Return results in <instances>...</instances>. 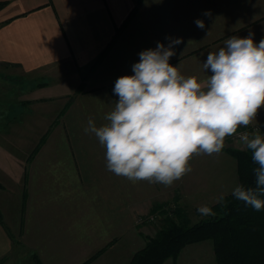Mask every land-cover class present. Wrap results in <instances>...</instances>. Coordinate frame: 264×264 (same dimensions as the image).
Returning <instances> with one entry per match:
<instances>
[{
	"label": "crops",
	"instance_id": "obj_1",
	"mask_svg": "<svg viewBox=\"0 0 264 264\" xmlns=\"http://www.w3.org/2000/svg\"><path fill=\"white\" fill-rule=\"evenodd\" d=\"M249 32L256 43L264 39V0H0V76L12 83L7 93L18 97L8 95L9 109L20 118L0 145V264L28 263L30 254L44 262L51 256L54 264H82L102 248L95 263L130 264L146 244L136 234V214L178 195L190 219L191 212L201 219V205H215L221 193L229 196L240 183L237 161L225 150L230 137L220 154L193 156L192 171L165 187L108 171L105 149L84 129L89 118L97 126L107 123L118 99L114 84L133 74L141 51L157 42L167 46L166 37L182 38L170 64L204 80L211 74L202 68L208 52ZM104 52L77 94L78 69L85 73ZM67 106L75 117L69 141H48L28 160L29 132L34 137L43 131L31 119L54 118ZM249 126L264 133V107ZM235 148L245 149L242 143ZM143 225L153 237L155 231ZM164 264H218L214 243L188 245Z\"/></svg>",
	"mask_w": 264,
	"mask_h": 264
},
{
	"label": "clouds",
	"instance_id": "obj_2",
	"mask_svg": "<svg viewBox=\"0 0 264 264\" xmlns=\"http://www.w3.org/2000/svg\"><path fill=\"white\" fill-rule=\"evenodd\" d=\"M205 15L210 16V12ZM195 24L204 29L203 20ZM254 33L229 36L218 51L208 52L202 68L206 79L185 76L170 64L182 38L166 37L167 46L141 51L132 75L119 77L113 109L97 126L87 121L86 134L105 149L106 168L131 182L170 187L192 171L195 155L220 154L228 137H236L251 153L253 184H236L230 195L259 212L264 209V135L247 128L264 107V39ZM224 193L214 203L227 206ZM201 216L216 215L201 205Z\"/></svg>",
	"mask_w": 264,
	"mask_h": 264
},
{
	"label": "trees",
	"instance_id": "obj_3",
	"mask_svg": "<svg viewBox=\"0 0 264 264\" xmlns=\"http://www.w3.org/2000/svg\"><path fill=\"white\" fill-rule=\"evenodd\" d=\"M105 56L98 59L81 74L82 82L77 93L83 92L87 78ZM47 82L38 86H46ZM226 152L237 161L239 181L252 185L251 153L246 149L227 148ZM25 197V194H24ZM227 206H212L216 215L209 216L195 224H190L184 208L174 204L179 201L176 195L173 202L155 205L150 214L163 215L162 226L155 237L147 238L141 250L134 253L130 264H164L167 260H176L180 252L188 245L211 240L218 264H264V209L257 212L231 195L225 196ZM1 220V214H0ZM105 249L82 264H89L97 259Z\"/></svg>",
	"mask_w": 264,
	"mask_h": 264
},
{
	"label": "rangeland",
	"instance_id": "obj_4",
	"mask_svg": "<svg viewBox=\"0 0 264 264\" xmlns=\"http://www.w3.org/2000/svg\"><path fill=\"white\" fill-rule=\"evenodd\" d=\"M0 71L2 72V74L4 73L3 69H0ZM7 81H8V79H6L4 76H0V145L3 141H8V139H4V138L6 137L5 131L10 129V124L13 122L18 123V121L20 120V118L12 117V115L16 114L15 109L11 108L12 111L9 109V107L12 104H9V100L7 99L8 95L10 94V96H15V97H18V96H16V94L14 92H12V93L8 92L7 93V88L10 87L12 84V83H10V86H9L8 83L10 81L8 83H7ZM14 88H16V87H14ZM84 88H85V86H83V88L81 90L83 91ZM20 89H21L20 87H17L16 90H20ZM17 93H20V92H17ZM79 93H77V94H79ZM12 103H15V101H13ZM20 103H21V105L23 104V106L25 105V102H20ZM66 105H68V103ZM68 108H69L68 106L64 107L62 109V111L60 112V114L54 118H33V119H31L33 121V124L34 125L38 124L37 127H40L41 129H43V131H41V133H40L41 135H38V134H37V136L35 135L36 138H35V136L33 137L32 132H29V137L27 138V140H29V147H30L29 153L27 155L28 160L35 158L38 155V153L41 151L44 144H46V142H48V141H57V142L69 141L71 121L75 120V117L69 116L67 114ZM7 112L11 113V115L8 116ZM14 126H15V124H14ZM17 127L18 126L16 125L15 128H17ZM259 128H260V126H259ZM263 128H264V126H263ZM36 129L34 131H36ZM260 133H261V135H264L263 132L260 131ZM15 137L17 138L16 139L17 141H21V142H23V144H26V141L23 139L24 136L21 137L20 134H17ZM231 140H232L231 138H229V140H227L232 144L228 148H235V146L239 145V143H234ZM175 197L176 196H174L173 198H171L167 202H163V203L159 202L157 204H166L169 202H173L175 200ZM25 201H26V196L24 197V201H23L24 205H25ZM157 204H155V205H157ZM174 204L179 205L180 207H182V209L184 208V210L186 211V214L189 218L190 224H195V223L209 217V216H202L201 219H198L200 216H198V215L195 216V214L193 212H191L192 217L190 219V212H188L189 210H188V208H186L185 205H181L182 203H180L179 201L175 202ZM151 210H150V212H151ZM150 212H148L147 214H144V215L143 214H136V234L139 235L140 237H142L143 239H145L146 243H147V238H153L156 236V233H158V231L160 230V228L162 226V223H163L162 219L164 217L163 215H160L158 213L157 214H150ZM149 216H154L153 221H150V222L148 221ZM144 223H148L149 225H147L146 227L147 228L150 227L155 231V234H154L155 236L153 235V237H151V236L145 235V230L143 227ZM140 225H141V227H140ZM148 235H151V234H148ZM103 249L106 250V248H102L101 250H103ZM101 250H99V251H101ZM98 252H96L94 255H96ZM47 253H49V252L46 251V254ZM94 255L90 256L88 259H91ZM30 256H31V260L28 263H24V264H54L52 259H50L51 256H48L47 257L48 261L45 260V262L41 261L37 255H34L36 257H32V254H30ZM88 259H86L85 261H87ZM169 260H172V259H169ZM95 261H96V259L91 261L89 264H100L99 262L95 263ZM101 264H103V263H101Z\"/></svg>",
	"mask_w": 264,
	"mask_h": 264
},
{
	"label": "built area",
	"instance_id": "obj_5",
	"mask_svg": "<svg viewBox=\"0 0 264 264\" xmlns=\"http://www.w3.org/2000/svg\"><path fill=\"white\" fill-rule=\"evenodd\" d=\"M257 130H260L259 129V127L258 126H248L247 128H244V127H241L239 130H238V132H242V131H248V132H255V131H257ZM232 140V142H234V143H239V144H241L238 140H237V138L236 137H230ZM153 218H154V216H149L148 217V221L150 222V221H153ZM142 222V221H141Z\"/></svg>",
	"mask_w": 264,
	"mask_h": 264
}]
</instances>
